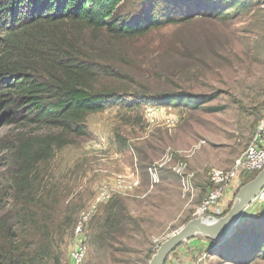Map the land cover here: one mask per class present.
<instances>
[{
  "label": "rangeland",
  "instance_id": "obj_1",
  "mask_svg": "<svg viewBox=\"0 0 264 264\" xmlns=\"http://www.w3.org/2000/svg\"><path fill=\"white\" fill-rule=\"evenodd\" d=\"M241 2L230 21L197 17L136 38L86 32L94 53L127 74L101 79L99 87L132 97L89 115L87 136L56 149L39 166L42 205L40 198L33 208L8 199L11 168L4 147L51 129L24 123L0 128V219L29 207L50 224L45 235L17 232L20 251L46 248L39 264H149L168 236L198 217L211 186L209 171L236 162L264 112V0ZM140 3L126 0L122 12L135 15ZM167 92L214 99L198 108L169 105L158 98ZM250 178L241 176L229 209ZM239 227L247 245L220 250L201 234L183 242L165 264H264L258 247L250 251V243L264 245V202L253 203ZM6 242L0 237V246Z\"/></svg>",
  "mask_w": 264,
  "mask_h": 264
},
{
  "label": "trees",
  "instance_id": "obj_2",
  "mask_svg": "<svg viewBox=\"0 0 264 264\" xmlns=\"http://www.w3.org/2000/svg\"><path fill=\"white\" fill-rule=\"evenodd\" d=\"M125 1L0 0V128L24 123L51 129L43 134H25L12 146L4 147L11 168L6 177L8 199L21 200L32 208L38 206L37 198L39 205L45 203L37 187L39 166L49 162L56 149L87 136L89 115L111 105H124L132 97L129 92L99 87L101 79L123 80L127 74L94 53L86 32L106 31L119 38H136L197 17L230 21L236 15L233 11L242 6L241 0H140L139 11L132 15L122 12ZM158 98L169 105L198 108L214 96L167 92ZM249 174L251 181L258 172ZM29 207L16 211L12 219H0V237L7 241L0 246L5 264H39L45 257L46 248L20 251L21 245H15L17 232H49L48 218L39 220ZM241 231L244 229L212 246L223 250L236 242L239 247L247 245L249 238L241 240ZM250 244L251 252L258 247L257 251L264 253L263 243Z\"/></svg>",
  "mask_w": 264,
  "mask_h": 264
},
{
  "label": "water",
  "instance_id": "obj_3",
  "mask_svg": "<svg viewBox=\"0 0 264 264\" xmlns=\"http://www.w3.org/2000/svg\"><path fill=\"white\" fill-rule=\"evenodd\" d=\"M264 188V169L250 182L242 185L237 193L236 200L227 213L217 217H196L179 230L172 233L153 254L149 264H165L170 253L183 242L197 237L207 236L212 244L229 239L240 228L244 212L256 201V197Z\"/></svg>",
  "mask_w": 264,
  "mask_h": 264
},
{
  "label": "built area",
  "instance_id": "obj_4",
  "mask_svg": "<svg viewBox=\"0 0 264 264\" xmlns=\"http://www.w3.org/2000/svg\"><path fill=\"white\" fill-rule=\"evenodd\" d=\"M230 168H211L209 181L211 186L207 190L198 209V217L212 215L225 199L231 198V192L242 184L244 174L260 172L264 169V115L258 122L257 128L249 141L247 148L236 158ZM186 189L185 192H188ZM192 193V192H191ZM257 202H264V188L256 197ZM255 201V202H256ZM79 251L75 253L76 260L81 259Z\"/></svg>",
  "mask_w": 264,
  "mask_h": 264
},
{
  "label": "crops",
  "instance_id": "obj_5",
  "mask_svg": "<svg viewBox=\"0 0 264 264\" xmlns=\"http://www.w3.org/2000/svg\"><path fill=\"white\" fill-rule=\"evenodd\" d=\"M236 190H233L231 192V198L229 199H225L223 202H221V204L219 205V207H217L214 211L213 214L216 216L222 215L224 214V212L229 209L230 207V203L233 201V196Z\"/></svg>",
  "mask_w": 264,
  "mask_h": 264
}]
</instances>
